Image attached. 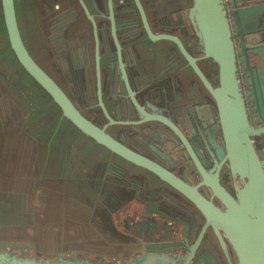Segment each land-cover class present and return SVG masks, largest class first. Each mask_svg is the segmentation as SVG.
<instances>
[{
    "label": "flooded vegetation",
    "instance_id": "obj_1",
    "mask_svg": "<svg viewBox=\"0 0 264 264\" xmlns=\"http://www.w3.org/2000/svg\"><path fill=\"white\" fill-rule=\"evenodd\" d=\"M141 1L156 34H173L187 42L186 37L192 30L185 10L188 3L184 6L182 0ZM15 6L21 36L30 56L85 118L192 184L202 182L188 148L172 141L170 127L160 121L143 122L145 117L127 90L125 69L139 103L149 113L167 117L177 124L198 159L208 164L207 172L212 177L216 175L221 160L214 162L209 156L199 134L202 122H194L187 111L188 107L201 103V88L197 85L184 90L188 65L169 51L174 45L172 42L164 43L162 57L152 69L144 48L149 43L155 45L147 35L134 0H15ZM6 35L8 45L0 46V183L3 187L13 177L11 186L27 187L31 192H22V198L15 201L13 192L0 191V264H6L3 256L10 261L34 263L125 264L152 253L166 254L184 264L187 251L204 222L199 210L178 192L164 190L146 194L148 179L138 173L124 174L131 169L103 163V152H111L63 116L59 106L21 66L7 32ZM136 65L141 68L140 73ZM153 72L157 75L155 83L150 76ZM44 94L52 101L47 104L55 109L56 116L49 118L52 110L45 109ZM214 117L209 113L205 122L212 133ZM254 141L262 150L264 137H256ZM217 143L221 144L220 136ZM60 152L70 156L61 155L65 158L57 159L55 168L47 170L49 164L44 156ZM90 155L96 156L91 159ZM60 166L68 170L71 184H79L84 189L91 186L98 192V205L85 200L66 201L60 208L64 223L59 224L62 225L41 226L42 234L34 220L33 231L28 233L31 222L26 213L31 201L34 202L31 200L34 190L43 188L44 174L57 176ZM113 169L121 176L111 174ZM221 177L223 185L231 189L228 176ZM82 180L86 186L81 185ZM121 186L134 189V193ZM131 203L139 206L133 209L136 218L130 213H120L115 216V224H111L118 230H113L118 236L106 223L100 224L103 217V212H98L100 206L115 213H128ZM216 203L221 205L219 201ZM229 251L233 264H237L230 246ZM192 264H230L211 229Z\"/></svg>",
    "mask_w": 264,
    "mask_h": 264
},
{
    "label": "water",
    "instance_id": "obj_2",
    "mask_svg": "<svg viewBox=\"0 0 264 264\" xmlns=\"http://www.w3.org/2000/svg\"><path fill=\"white\" fill-rule=\"evenodd\" d=\"M134 1L150 41L157 45L158 59L162 57L160 51H163L164 43L172 42L174 45L169 51L179 60H184L198 80L201 103L194 108L188 107L187 111L194 122H202L199 134L209 156L214 162L221 160L216 175L212 177L207 172L208 164L198 159L189 139L177 124L167 117L149 113L139 103L124 69L127 90L145 117L143 122L164 123L172 130V141L183 143L188 148L202 177L199 184H192L138 153L112 137L105 128L102 130L85 118L30 56L19 29L15 0H0V3L10 46L19 63L59 106L63 116L114 155L155 175L167 189H158L154 193L164 190L178 192L199 210L204 222L187 251L184 264H192L196 259L197 250L210 229L230 264L233 262L229 246L237 257V264H264V147L262 150L257 148L254 141L256 137H264V4L240 7L234 1L228 8L224 0H182L184 6L188 3L185 10L192 29L188 36L190 41L185 42L173 34H156L149 25L143 2ZM138 68L140 73L141 68ZM241 69L249 80L257 117L255 125L247 107ZM189 71H186V76ZM153 74H150L151 81L155 83L157 75ZM190 86L193 87L192 83ZM209 113L215 116L211 122L213 133L205 124ZM108 118L114 122L109 115ZM217 136H220L221 144L217 143ZM197 152L201 156L198 149ZM226 175L231 189L221 182V176ZM3 258L6 264H55ZM125 264H179V261L166 254L152 253Z\"/></svg>",
    "mask_w": 264,
    "mask_h": 264
},
{
    "label": "crops",
    "instance_id": "obj_3",
    "mask_svg": "<svg viewBox=\"0 0 264 264\" xmlns=\"http://www.w3.org/2000/svg\"><path fill=\"white\" fill-rule=\"evenodd\" d=\"M235 2L238 4V6L240 7H248V6H254V5H259V4H264V0H235ZM144 50H146L147 54L146 57L149 60V64L151 65L152 69H155L157 67V63L159 61L158 57H157V45L156 46H152V44H148L147 48H144ZM156 50V51H155ZM189 67L187 68V71ZM198 80L196 79V77L191 73V71H189V74L186 76L185 78V85H183L184 90L188 91L191 90V86L190 83H192L193 88L197 85H199ZM204 93V92H203ZM88 152V151H87ZM91 152H96V151H91ZM61 155H65V156H70L68 153L66 152H60L59 153H54L51 157H47L48 155L44 156L46 158V160L48 161V167L47 170H52L55 168L56 166V161L57 159L60 161V158L64 159L65 157ZM91 156V155H90ZM96 155L91 156V159H93V157ZM86 157L88 158V155L86 154ZM100 159V158H99ZM58 161V162H59ZM103 163L106 164H112L114 166H118L121 168H128V170H130L128 173H124V174H132V173H138L140 176L146 178L149 180V182L147 183L146 186V194H149V192H153L156 191L158 189H164L167 187L160 181L158 180L156 177L150 175L149 173L135 168L131 165H129L128 163H126L124 160L114 156L113 154L109 153L108 151L103 152ZM12 165V162H11ZM59 171L57 176L51 173H46L44 174V177L46 178V180H43L44 186L41 190H37L35 189V195L34 197H31V200L34 199V202L31 201V204H29V212H27V216L29 217L28 222L30 225L27 227L28 229V233L33 231V225L32 223L36 222V225L38 226V229L41 230L42 234L44 233L43 227L41 226H45V227H49V226H57V225H62V216L61 215V205L63 203H65L66 201L69 202L71 199H75V200H85L93 205H98L97 202H99V197H98V192L92 188L91 186H88L87 188H83L81 187L79 184H71L69 179L70 176L68 174V170L65 167H59ZM46 170V169H45ZM46 170V171H47ZM47 171V172H50ZM106 169L103 170V180L105 178L104 173H105ZM79 173H82L81 171ZM111 174L113 175H117V176H121L120 174H118L117 169H113L110 171ZM19 174V173H18ZM106 174V173H105ZM56 177V178H55ZM51 178V180H50ZM13 177H11V179L9 181H6V185L2 187L1 183H0V191L4 190V192L6 193L8 190H10L12 193V198L13 200L16 201V199H21V195L22 192H26L27 194H29L31 192V190L27 187H23L21 186L20 189H17L15 185L11 186V181H13ZM92 179H90L91 182ZM83 182H81V185L86 186V181L82 180ZM14 182V181H13ZM104 184V181H103ZM121 188L123 190L126 191H131L134 193V189L128 190L125 188V186H121ZM105 190V184L103 185V192ZM51 207V212H49V208ZM139 207L138 204L136 203H131L129 209L131 212H124V211H119V212H112L110 211L108 208L106 207H102L100 206L98 208V212H103L101 213L103 215L101 222L98 218V221L100 222V224L106 223L109 226V230L114 232L113 230H115L116 232H118V230L116 228H112L111 224H115V216L117 214L120 213H124L126 215H128L129 213L132 215L133 218H136L137 215H135L133 212V209ZM58 211H56V209ZM118 209V207L116 208ZM21 213V212H20ZM63 215V214H62ZM126 215H124V217H126ZM123 216V215H122ZM131 218V222L132 220L134 221V219ZM117 220V217H116ZM171 219H169L170 221ZM62 223V224H59ZM154 224V223H153ZM115 233V232H114ZM116 234V233H115ZM116 236H118L116 234Z\"/></svg>",
    "mask_w": 264,
    "mask_h": 264
},
{
    "label": "built area",
    "instance_id": "obj_4",
    "mask_svg": "<svg viewBox=\"0 0 264 264\" xmlns=\"http://www.w3.org/2000/svg\"><path fill=\"white\" fill-rule=\"evenodd\" d=\"M234 1L235 0H224L225 4L228 6V8L231 7V5L233 4ZM240 73H241L244 93H245V97H246V101H247V107L249 110V114L251 116V121L255 125V124H257L256 123L257 117H256L255 105H254L253 98H252V93H251V90H250L249 85H248L249 80L245 77L243 69L240 70Z\"/></svg>",
    "mask_w": 264,
    "mask_h": 264
},
{
    "label": "rangeland",
    "instance_id": "obj_5",
    "mask_svg": "<svg viewBox=\"0 0 264 264\" xmlns=\"http://www.w3.org/2000/svg\"><path fill=\"white\" fill-rule=\"evenodd\" d=\"M190 23V21L188 22V25H190L189 24ZM192 31V30H191ZM186 39H187V41H190V38L189 37H186ZM5 45H8V41H7V35H6V31H5V26H4V20L2 19V17H0V46H5ZM14 62V61H13ZM30 84V83H29ZM31 85V84H30ZM43 102L44 103H46L45 105L47 106V107H45V109H49V110H52V111H49V115H50V117L49 118H51L52 116H56L57 114H56V111H55V109L51 106V105H49V104H52V101L46 96V94H44L43 95ZM47 103H49V104H47ZM61 116V115H60ZM48 116H45V118H47ZM10 203V202H9ZM9 203H8V206H9ZM4 204H6L5 202H4ZM64 229L62 228V230H61V232L63 231ZM95 255H89V256H87V257H90V258H92V257H94Z\"/></svg>",
    "mask_w": 264,
    "mask_h": 264
},
{
    "label": "bare ground",
    "instance_id": "obj_6",
    "mask_svg": "<svg viewBox=\"0 0 264 264\" xmlns=\"http://www.w3.org/2000/svg\"><path fill=\"white\" fill-rule=\"evenodd\" d=\"M2 14H0V17H1Z\"/></svg>",
    "mask_w": 264,
    "mask_h": 264
}]
</instances>
